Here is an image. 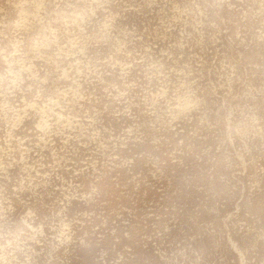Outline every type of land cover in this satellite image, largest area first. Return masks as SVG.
<instances>
[{
  "label": "rangeland",
  "instance_id": "rangeland-1",
  "mask_svg": "<svg viewBox=\"0 0 264 264\" xmlns=\"http://www.w3.org/2000/svg\"><path fill=\"white\" fill-rule=\"evenodd\" d=\"M0 264H264V0H0Z\"/></svg>",
  "mask_w": 264,
  "mask_h": 264
}]
</instances>
